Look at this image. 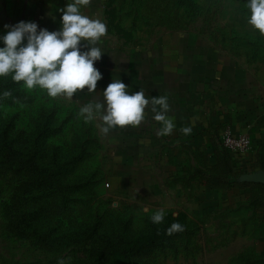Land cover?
I'll list each match as a JSON object with an SVG mask.
<instances>
[{"label":"rangeland","instance_id":"obj_1","mask_svg":"<svg viewBox=\"0 0 264 264\" xmlns=\"http://www.w3.org/2000/svg\"><path fill=\"white\" fill-rule=\"evenodd\" d=\"M134 7L0 0V87L17 91L0 134L10 124L19 152L43 135V162L76 157L65 176L84 185L67 208L47 190L26 200L0 163V264H111L76 246L85 221L160 236L124 264H264V189L246 180L264 172V0H145L140 21ZM117 60L140 68L137 90L112 89ZM230 131L250 151L228 150Z\"/></svg>","mask_w":264,"mask_h":264},{"label":"trees","instance_id":"obj_2","mask_svg":"<svg viewBox=\"0 0 264 264\" xmlns=\"http://www.w3.org/2000/svg\"><path fill=\"white\" fill-rule=\"evenodd\" d=\"M131 4L138 9L134 12V15L137 16L136 20L140 21L147 18L145 13L140 12L141 6L145 4V0H131ZM132 58L133 57L130 59ZM109 63L110 62L107 63L108 70L114 69L115 67L120 71L119 81L117 83L114 82L115 84L112 82V85L114 84L112 89L119 92V94L120 90L121 92L123 91L124 86L122 87V85L124 82L125 84L129 83L128 85H130V92L137 90V88H139L143 83L144 75L142 73L140 74L141 70L139 67H137V65H135V63L132 62L126 70L124 69L123 64H120V61L118 60L110 64ZM150 72H158L159 75L157 76L161 79L162 86L163 83L166 85L165 69L163 68V65L160 67L152 66L150 68ZM30 79H36V77L31 74V72L25 71L24 74L20 75L16 82ZM143 92H146L145 95L147 96H153L151 89H146ZM15 93H17V91L15 90L13 84L7 90L3 87H0V100L4 98V95L11 97L14 96ZM9 130L10 124L6 125L0 134V163L4 164L5 166H14V164L18 166L17 169L12 171L23 175L24 177L23 188L20 190V194L23 197H26L30 194L26 198V200H28L33 195V193L51 191L47 193H50L51 196L57 197L61 206L67 208L73 201L72 195L84 187V185L76 184L71 180H67V176H65L66 173L68 174L75 169L79 161L76 160V157H74L72 158L73 160L62 163V160L58 156L54 155L51 163H44L42 155L44 147L42 143L43 135L41 134H38V137L34 139V144H32L31 141V150L29 149L28 151L19 152L15 147V139L11 137ZM40 135L41 137L39 138ZM250 138L254 144L255 139L253 137ZM68 168L71 169L68 170ZM257 187L264 189V185H258ZM99 224L100 221H85L80 226V238L77 240V243H73H76V246H79L83 243L86 245L91 241V248H89V251L94 253L93 257L96 259L102 258L103 254L100 251L102 250L108 255H111V264H124L129 262L133 258V254H136V252L139 251L142 246L155 244L160 237L159 235H156L155 232L148 234L147 236L134 237L130 236L128 233L123 234L124 231L121 230V234H116L115 236L108 238V236L101 234L102 226ZM17 227L18 229L23 228L24 222L21 220ZM83 263L86 264L85 262Z\"/></svg>","mask_w":264,"mask_h":264},{"label":"built area","instance_id":"obj_3","mask_svg":"<svg viewBox=\"0 0 264 264\" xmlns=\"http://www.w3.org/2000/svg\"><path fill=\"white\" fill-rule=\"evenodd\" d=\"M224 145L233 153L244 154L252 148V140L247 135H236L230 131L225 136Z\"/></svg>","mask_w":264,"mask_h":264},{"label":"water","instance_id":"obj_4","mask_svg":"<svg viewBox=\"0 0 264 264\" xmlns=\"http://www.w3.org/2000/svg\"><path fill=\"white\" fill-rule=\"evenodd\" d=\"M246 180L254 184L264 185V172H258L246 176Z\"/></svg>","mask_w":264,"mask_h":264},{"label":"crops","instance_id":"obj_5","mask_svg":"<svg viewBox=\"0 0 264 264\" xmlns=\"http://www.w3.org/2000/svg\"><path fill=\"white\" fill-rule=\"evenodd\" d=\"M240 134V133H239ZM241 134H242V131H241ZM253 144V143H252ZM254 145V144H253Z\"/></svg>","mask_w":264,"mask_h":264}]
</instances>
